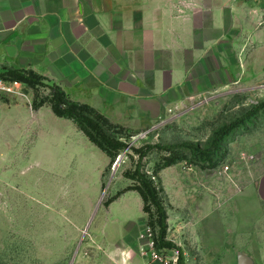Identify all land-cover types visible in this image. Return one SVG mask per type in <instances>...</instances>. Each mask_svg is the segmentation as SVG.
Listing matches in <instances>:
<instances>
[{
  "label": "rangeland",
  "instance_id": "1",
  "mask_svg": "<svg viewBox=\"0 0 264 264\" xmlns=\"http://www.w3.org/2000/svg\"><path fill=\"white\" fill-rule=\"evenodd\" d=\"M239 45L236 58L223 60L227 74L222 79L217 77L215 83L209 81L175 104L160 107L154 120L120 124L128 130L124 136H131L124 140L128 147L117 156L121 160L115 168V161L111 163L72 121L52 113L45 86L23 84L25 97L0 96V264H79L95 252L102 259L104 254L98 250L103 241L96 228L107 225L106 211L118 192H135L132 174L138 156L132 148L188 143L207 150L224 127L239 119L244 120L219 138L210 158L191 149H154L142 159L141 171L153 182L165 209V240L175 245L174 249H156L162 257L177 260L179 251L184 262L186 257H203L192 250L183 228L174 231L176 227L168 222L176 211L174 199L188 194L222 199L253 196L260 205L255 233L248 239L240 237L241 248L233 252L244 250L261 263L264 39ZM34 102L42 104L34 108ZM151 212L150 216L145 213L142 203L143 228L154 231ZM142 239L145 248V230Z\"/></svg>",
  "mask_w": 264,
  "mask_h": 264
},
{
  "label": "crops",
  "instance_id": "2",
  "mask_svg": "<svg viewBox=\"0 0 264 264\" xmlns=\"http://www.w3.org/2000/svg\"><path fill=\"white\" fill-rule=\"evenodd\" d=\"M259 36L264 0H0V73L32 71L122 125L154 120L160 107L222 79L223 60L238 56L240 41ZM173 203L168 222L203 256L186 257V264H238L233 250L255 233L256 197L188 194ZM106 214L107 225L96 228L103 258L95 252L79 264H160L142 253L136 192L113 201Z\"/></svg>",
  "mask_w": 264,
  "mask_h": 264
},
{
  "label": "trees",
  "instance_id": "3",
  "mask_svg": "<svg viewBox=\"0 0 264 264\" xmlns=\"http://www.w3.org/2000/svg\"><path fill=\"white\" fill-rule=\"evenodd\" d=\"M0 76L5 79L19 81L30 87L45 86L48 88L51 97L49 104L52 113L59 118L72 121L78 129L83 132L91 144L100 149L110 158L111 163H113L116 157L128 147V143L124 141L125 139H130L131 136H124V130L128 132L127 128L109 121L94 108L71 100L59 87L44 83L43 78L32 71L15 69L13 71L0 73ZM41 104L34 102L33 107L37 108L41 106ZM248 117L249 115H246L245 118L247 119ZM243 120L244 119H239L238 121L224 127L218 133L211 147L207 150H201L197 146L188 143L179 145H143L139 148H132L133 152L138 156V160L132 174V179L134 180L135 185L131 187V190L135 191L140 196L143 203V211L145 213L150 216L152 214L151 211L153 210L156 229L151 231L153 233L155 248L157 250L174 249L175 245L171 241L165 240L167 215L153 182L141 171L142 159L149 152L154 151V149L161 152L172 151L174 149H191L198 151L201 154V157L210 158L218 147L219 138L230 128L238 124V122H243ZM127 190L129 189L118 192L110 202L114 201L116 197ZM175 264H185L181 251H179Z\"/></svg>",
  "mask_w": 264,
  "mask_h": 264
},
{
  "label": "built area",
  "instance_id": "4",
  "mask_svg": "<svg viewBox=\"0 0 264 264\" xmlns=\"http://www.w3.org/2000/svg\"><path fill=\"white\" fill-rule=\"evenodd\" d=\"M23 83L16 80L5 79L0 76V96L9 97H25L23 92ZM146 247L143 250V255L147 256L150 260L158 261L160 264H175L176 258H164L161 252H157L155 248V241L153 233L150 228H145Z\"/></svg>",
  "mask_w": 264,
  "mask_h": 264
},
{
  "label": "water",
  "instance_id": "5",
  "mask_svg": "<svg viewBox=\"0 0 264 264\" xmlns=\"http://www.w3.org/2000/svg\"><path fill=\"white\" fill-rule=\"evenodd\" d=\"M120 160H121V156L117 157V159L114 162V168L118 166ZM99 207H100V201L95 206L94 211L92 213V216H91V218L87 224V227L90 225L92 218L94 217V215L98 211ZM237 261H238V264H254L253 260L250 257H248L247 255L243 254L242 252L237 253Z\"/></svg>",
  "mask_w": 264,
  "mask_h": 264
}]
</instances>
